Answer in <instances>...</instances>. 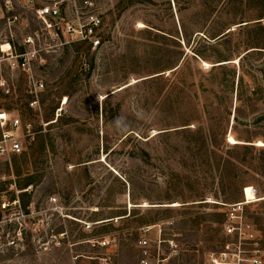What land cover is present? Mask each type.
I'll use <instances>...</instances> for the list:
<instances>
[{
	"label": "rangeland",
	"instance_id": "374dc122",
	"mask_svg": "<svg viewBox=\"0 0 264 264\" xmlns=\"http://www.w3.org/2000/svg\"><path fill=\"white\" fill-rule=\"evenodd\" d=\"M56 1L14 0L19 22L0 24L18 51L35 38L45 84L32 94L0 59L24 148L0 156V264H140L141 238L151 264H211L244 201L258 245L243 248L264 264V0H92L96 49L49 34L36 9ZM82 5L62 2L63 22H84Z\"/></svg>",
	"mask_w": 264,
	"mask_h": 264
},
{
	"label": "built area",
	"instance_id": "2783aa9c",
	"mask_svg": "<svg viewBox=\"0 0 264 264\" xmlns=\"http://www.w3.org/2000/svg\"><path fill=\"white\" fill-rule=\"evenodd\" d=\"M65 1H70L74 4L77 2V0H59L36 9V15L43 20L45 29L53 37H58L60 33L65 31L74 40L87 41L92 49L98 48L101 45V38L98 36V32L103 25V21L102 17L95 12L94 2L92 0H81L82 7L87 9V13L85 14L84 22L74 25L70 22H63L60 6ZM15 9L16 3L14 0H0V24L11 28L12 25L18 23L20 16L16 14ZM11 40L8 39L0 43V59H5L11 69L18 68L27 74L28 86L32 94L43 91L45 88L44 82L37 79L33 72L34 61L37 56V49L34 47L35 38L31 35L26 37L24 42L33 47L22 51H18ZM6 44H8V48L4 49ZM2 86H6L5 81L2 82ZM36 104L37 100L30 102L32 107ZM22 129L23 123L18 111L0 109V156L21 154L24 151L19 134ZM56 201V198H51L52 203ZM246 204V201H244L228 205V209L225 211L227 221L224 224V234L232 237L234 241L227 243L219 255L212 254L211 264H245V262L262 264V260L258 255L259 250L254 247L250 249L243 248L244 244L249 246L258 245L257 230L244 216ZM107 243H109L107 239L99 242L101 245H106ZM138 243L141 248L140 264H151L149 241L146 238H141ZM170 245L177 248V244L174 241H170Z\"/></svg>",
	"mask_w": 264,
	"mask_h": 264
},
{
	"label": "trees",
	"instance_id": "16d2710c",
	"mask_svg": "<svg viewBox=\"0 0 264 264\" xmlns=\"http://www.w3.org/2000/svg\"><path fill=\"white\" fill-rule=\"evenodd\" d=\"M219 1H222V2H223V6H224V9H225V8H227L228 6H230V3H231L232 0H219ZM229 23H230L229 19H224V21H222V22L220 23V25H219L218 32L208 33V34H207L206 32H204V31H202L203 29H202L201 27H198V28H201L199 31L204 32V34L206 35V36H205L206 38L204 39V41L207 42V43H209L211 39L220 40V39L224 38L227 34H224V35L220 36V35L222 34V32H223L221 29H223V28H224L226 25H228ZM181 28H182V35H183L185 41L188 42V39H189V37H188V33H187V31L185 30V27H184L183 24L181 25ZM198 28H197V29H198ZM219 30H221V31H219ZM219 36H220V37H219ZM196 54L198 55V57L204 59L203 62H207V58H206L205 55H203L200 51L196 52ZM222 61L225 62L226 60H222ZM208 63H209V62H208ZM223 65H225V64H221V63H220V64L217 65V66H219L220 68H224V67H221V66H223ZM217 66H216V65L213 66V69H212V70H215V68H216ZM233 74H235V73L233 72ZM239 78H241V77L239 76ZM103 115L105 116L104 112H103ZM130 134H132V133H130ZM128 136H129V135H128ZM128 136H127V137H128ZM263 146H264V145H263ZM28 185H30V184H28ZM257 192H258V191H257ZM27 206H29V204H28V203H27V204L24 203V208H26ZM97 242H99V241H97Z\"/></svg>",
	"mask_w": 264,
	"mask_h": 264
},
{
	"label": "bare ground",
	"instance_id": "6f19581e",
	"mask_svg": "<svg viewBox=\"0 0 264 264\" xmlns=\"http://www.w3.org/2000/svg\"><path fill=\"white\" fill-rule=\"evenodd\" d=\"M7 48H8V44L4 45V49H7ZM229 140H230L231 143H236V140L233 137H230ZM259 144L263 145L264 142H260Z\"/></svg>",
	"mask_w": 264,
	"mask_h": 264
}]
</instances>
